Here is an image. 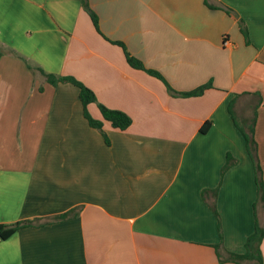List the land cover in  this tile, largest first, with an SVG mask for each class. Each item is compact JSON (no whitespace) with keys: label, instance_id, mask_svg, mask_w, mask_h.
<instances>
[{"label":"crops","instance_id":"1","mask_svg":"<svg viewBox=\"0 0 264 264\" xmlns=\"http://www.w3.org/2000/svg\"><path fill=\"white\" fill-rule=\"evenodd\" d=\"M87 1L99 31L80 0H0V224L77 208L0 239V264H233L218 261L200 193L219 185L222 247L244 252L264 201L229 106L238 120L256 111L264 197V0ZM113 41L176 91L211 86L172 96ZM37 67L73 76L130 125L113 128L88 104L107 144L78 88ZM260 248L264 262V238Z\"/></svg>","mask_w":264,"mask_h":264},{"label":"trees","instance_id":"2","mask_svg":"<svg viewBox=\"0 0 264 264\" xmlns=\"http://www.w3.org/2000/svg\"><path fill=\"white\" fill-rule=\"evenodd\" d=\"M80 2L89 11L92 22L95 28L99 31L97 17L94 14V12L90 9L88 1L80 0ZM207 5L211 8L221 9V7H218V6H213L210 4H207ZM239 29L244 35L246 42H248V35H247L246 28L243 25H240ZM113 42L122 46V48L124 49L125 58L130 66L137 68V69L145 70L149 74L163 81V83L166 86L167 91L172 96H179V97L198 96L206 88L211 86V83H206V84H203L189 91H184V92L176 91L166 82L164 77L159 72L153 69L146 68L142 64L141 61L130 56V54L125 50V47L120 42H117V41H113ZM1 53L2 51L0 49V54ZM37 69L44 76L45 81L52 86H55L56 84L60 82H63V83H70L78 88V96H79V99H80V102L83 108V115L85 119L87 120L88 124L91 127L96 128L100 131V133L102 134L107 144H109V139L107 138L102 128V121L94 119L89 114L87 110L88 104L96 103L100 111L102 119L105 121H108L113 128L124 130L130 125L131 118L126 113L118 109L108 108L107 106L99 103L97 101V98L94 92L90 88H88L86 85H84L82 82L74 78L73 76H69V75L55 76L53 74L44 72L41 68L37 67ZM259 103H260V99H258L255 108L258 106ZM229 111L233 118L234 124L240 130V132L242 133L244 137L246 151L253 163L254 173H255V183H256L257 192H258V199H261L262 201H264V197L262 195V190H263L262 169H261V166L258 160L257 143L254 138L256 111L255 110L253 111V115L251 117H248L242 120L236 119V117L234 116L232 112L231 104L229 106ZM209 126H210V122H205L200 127V132L205 133L209 129ZM234 162H235V159L230 154H227L225 163L220 170V178H222L225 171L230 166H232ZM218 187L219 185H217L215 188H212V189H203L200 193L201 198L203 199V201L206 203V205L208 206V208L211 210V212L216 218L217 231H218V236L220 238V241L214 245V248L216 250L218 261L220 263L230 262L233 264H240L241 262H250L251 264H264L262 253H261V248H260L262 239L264 238V228L259 225L257 220L255 221L254 230L245 239L244 252L242 253L231 252V251L225 250L222 247L221 222H220L219 213L216 208V196L218 192ZM76 211H77V208H73L67 212H64L62 214H57V215L45 218L43 220L42 219L19 220L13 223L0 224V239L8 238L12 234H14L16 231L24 227H29V226L39 227L45 224L64 221L66 219H69L75 216Z\"/></svg>","mask_w":264,"mask_h":264}]
</instances>
